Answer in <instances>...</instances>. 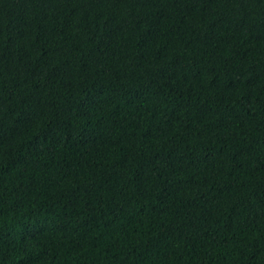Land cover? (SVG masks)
I'll list each match as a JSON object with an SVG mask.
<instances>
[{"label":"trees","instance_id":"obj_1","mask_svg":"<svg viewBox=\"0 0 264 264\" xmlns=\"http://www.w3.org/2000/svg\"><path fill=\"white\" fill-rule=\"evenodd\" d=\"M0 264H264V0H0Z\"/></svg>","mask_w":264,"mask_h":264}]
</instances>
